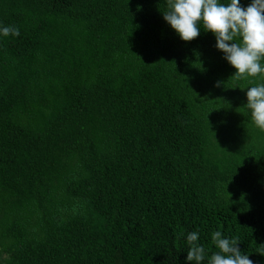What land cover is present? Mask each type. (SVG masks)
<instances>
[{
	"label": "trees",
	"instance_id": "1",
	"mask_svg": "<svg viewBox=\"0 0 264 264\" xmlns=\"http://www.w3.org/2000/svg\"><path fill=\"white\" fill-rule=\"evenodd\" d=\"M165 10L0 0L20 33L0 36V264H185L190 231L264 264V131L243 107L264 76Z\"/></svg>",
	"mask_w": 264,
	"mask_h": 264
},
{
	"label": "clouds",
	"instance_id": "2",
	"mask_svg": "<svg viewBox=\"0 0 264 264\" xmlns=\"http://www.w3.org/2000/svg\"><path fill=\"white\" fill-rule=\"evenodd\" d=\"M165 9L162 18L181 41L196 39L202 30L211 33L217 51L235 69L234 77L264 76V0H250L246 6L241 0H165ZM19 34L15 26H0L2 37ZM221 83L217 81L215 86ZM246 89L243 107L250 112L254 126L264 131V83ZM199 237L198 231L184 235L185 264H253L249 255L241 252L235 237L212 232L215 251L210 255Z\"/></svg>",
	"mask_w": 264,
	"mask_h": 264
}]
</instances>
